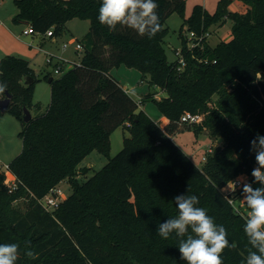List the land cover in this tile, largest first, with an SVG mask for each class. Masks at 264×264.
<instances>
[{"label": "trees", "instance_id": "obj_1", "mask_svg": "<svg viewBox=\"0 0 264 264\" xmlns=\"http://www.w3.org/2000/svg\"><path fill=\"white\" fill-rule=\"evenodd\" d=\"M232 1L219 0L212 13L198 3L185 16L184 23L198 34L226 17L234 22L232 37L215 46L203 38L188 48V35L181 31L182 64L167 55L166 22L172 12H185L186 0H156L160 30L151 38L101 25L102 0H15L14 20L43 34L52 29L51 39L73 17L90 22L80 63L59 77L47 74L48 80L52 76L50 104L28 122L24 106L33 105L38 78L24 58L0 59V83L7 85L0 99L12 94L7 111L23 125L22 150L9 162L18 187L9 191L0 172V244L20 245L17 264H187L180 258L179 238L157 234L160 223L178 214L174 198L184 194L196 195L198 207L235 243L222 253L223 264H243L251 247L243 231L248 213L235 210L222 188L239 174L253 181L257 165L250 141L264 135V0H242L244 11L229 10ZM120 65L138 69L150 86L166 93L158 97V90L148 91L141 97L157 105L159 120L111 74ZM29 74L35 81L28 85L21 79ZM188 111L200 114L201 122H182ZM4 113L0 110V118ZM123 124L130 135L110 156V136ZM182 127L222 138L201 166L171 136ZM95 149L108 161L79 181L78 164ZM64 179L73 191L54 212L47 211L37 198ZM20 198L25 210L13 204ZM25 241L37 259L24 254Z\"/></svg>", "mask_w": 264, "mask_h": 264}, {"label": "rangeland", "instance_id": "obj_2", "mask_svg": "<svg viewBox=\"0 0 264 264\" xmlns=\"http://www.w3.org/2000/svg\"><path fill=\"white\" fill-rule=\"evenodd\" d=\"M197 3L196 0H186V8L183 14L179 11H174L167 18L166 25L169 27V33L166 36L165 49L169 59H175L176 50L181 49L184 45L180 36L181 31L190 38L188 44L192 43L191 30L188 24L184 23V18L192 13ZM0 5L3 9L0 19V59L6 55L13 54L27 60L34 76L38 78L34 84L33 105L30 108L32 116L36 117L47 110L51 101V83L46 77L47 74L50 73L52 76L59 77L70 69L74 62L79 61L83 55V50L77 52L76 44L79 40L85 39L90 29V22L88 19L73 17L68 20L66 28L53 40L40 32L24 33V29L29 28V23L14 20L13 16L17 11L15 0H0ZM217 5L218 2L210 1L207 2L205 8L212 13L217 9ZM244 6L247 5L242 0H233L230 3L229 10L244 11ZM233 22V19L229 16L226 17L224 22L213 23L207 28V31H210L207 40L211 46H215L220 41L228 40L232 37ZM44 37H46V40ZM65 43H68L66 49L63 46ZM106 51L109 52L107 49ZM60 60H65V68L64 72L57 73L55 71L56 64ZM111 74L120 81L123 87L130 89L131 95L137 101L148 91L158 90L159 96L166 94L158 87L150 86L146 79H142V73L136 68L120 65L119 67H114ZM216 97L217 95L214 96V98ZM140 108L144 109L153 119H160V110L152 100L141 102ZM22 128V122L9 111L5 112L0 118V166L4 167L5 163H9L22 150L23 140L19 135ZM129 135L130 130L125 124L120 125L112 132L110 136V156L116 155L122 149L124 137ZM171 136L200 166L205 162L202 157L207 154L208 147L211 146L214 150L216 146L222 143V138H212L206 130L196 134L194 127H182ZM107 161L108 156L104 153L97 149L91 151L79 162L78 171L81 172L77 175V179L79 181L88 179L97 170L101 169ZM242 176L246 177V174H242ZM249 182L252 183V181ZM5 185L7 186L6 183ZM226 186L227 184L224 185V188ZM252 186L256 188L261 185L252 183ZM59 187L66 195L73 191V185L69 179H64L60 182ZM238 203L243 212L249 213V209L241 201ZM13 204L25 210L26 200L20 198Z\"/></svg>", "mask_w": 264, "mask_h": 264}, {"label": "clouds", "instance_id": "obj_3", "mask_svg": "<svg viewBox=\"0 0 264 264\" xmlns=\"http://www.w3.org/2000/svg\"><path fill=\"white\" fill-rule=\"evenodd\" d=\"M158 7L156 0H102L97 18L110 31H115L119 25L134 30L141 37L151 38L160 30ZM6 87L0 83V96ZM250 150L255 152L257 165L251 172L252 183L261 186L254 188L246 177L240 176L224 189L229 193L242 187V203L249 209L243 231L251 247L243 264H264V135L257 134L250 141ZM174 200L178 214L160 223L157 234L165 240L173 234L179 238L180 258L187 264H223L224 250L236 247L229 241L227 229L216 224L205 208L198 207L196 195H178ZM24 246V254L29 259L38 258V253L30 250V241H25ZM20 255L19 244H0V264H17Z\"/></svg>", "mask_w": 264, "mask_h": 264}, {"label": "built area", "instance_id": "obj_4", "mask_svg": "<svg viewBox=\"0 0 264 264\" xmlns=\"http://www.w3.org/2000/svg\"><path fill=\"white\" fill-rule=\"evenodd\" d=\"M36 32H38V31H36L31 24H29V28L24 29V33H26V34H28V33H36ZM45 34H46V36L49 37V36H53L54 33H53V30L50 29V30L46 31ZM190 35L192 36V43L188 44V48H192V47H194V46H196L198 44H201V41H202L203 38L208 39L207 36L210 35V31L205 30L202 33L198 34L196 31L192 30V31H190ZM63 46H64V49H66L68 47V43H65ZM76 48H77V52H79V50H83V53H84V48L85 47H84V44H83V42L81 40H79V42H77ZM81 58H82V56L80 57L79 61L78 62H74L73 65H75L76 63H80ZM176 58L182 64L185 63V59H184L183 52H182L181 49H177L176 50ZM56 65H57V67H56L55 71L57 73H59L61 71L64 72L65 60H60ZM125 89H126L127 92L131 93L129 88L125 87ZM141 102L142 101H141V97H140L139 103H141ZM201 119H202V117H201L200 114L191 113L189 111L185 112L181 116V121L182 122L187 121V122H192V123H199L201 121ZM212 151H213L212 147L209 146L208 149H207V154L204 155L202 158L204 160H206L208 153H210ZM0 163H1V160H0ZM0 172L5 175L4 181L7 184L8 188H9V191L15 190L18 187V180H17V177L15 176V174L11 171L9 163H5L4 167L0 166ZM240 176H242V174H239V175L235 176L231 180L235 181L236 178L240 177ZM246 178L248 179V182H249V177L247 175H246ZM228 183H226V184H228ZM222 190L226 194V196L229 198V200L232 201L231 204L233 205L235 210H237L240 213H245L240 208V206H239L240 204L238 203L239 201L242 202V198H243L242 195H241L242 187L238 186L236 191L229 192V193L224 189V186H223ZM62 199H64V193L62 192V190H61V188L59 186H55L45 196L38 197L37 201L47 211L54 212V210L56 208H58V206L60 205V202H61Z\"/></svg>", "mask_w": 264, "mask_h": 264}, {"label": "water", "instance_id": "obj_5", "mask_svg": "<svg viewBox=\"0 0 264 264\" xmlns=\"http://www.w3.org/2000/svg\"><path fill=\"white\" fill-rule=\"evenodd\" d=\"M24 80L25 83L29 85L35 81V77L29 74L24 77ZM51 80H52V76L49 78V81ZM11 101H12V94L7 91L6 96L0 99V110L2 112H6L11 104ZM24 112H25L24 120L27 122L30 121L33 116L31 114L30 109L27 106H24Z\"/></svg>", "mask_w": 264, "mask_h": 264}, {"label": "crops", "instance_id": "obj_6", "mask_svg": "<svg viewBox=\"0 0 264 264\" xmlns=\"http://www.w3.org/2000/svg\"><path fill=\"white\" fill-rule=\"evenodd\" d=\"M198 3H201V4H203L204 5V7L205 6H207V2H212V1H214V2H218L219 0H196ZM197 3V4H198ZM230 6V5H229ZM244 8V10L246 9V6H244L243 7ZM2 12H3V9H2V7H1V5H0V19H1V16H2ZM18 12V8H17V11H16V13ZM16 13L14 14V16L16 15ZM14 16H13V18H14ZM22 22V21H21ZM45 38V37H44ZM56 37H53L52 39L54 40ZM162 91V90H161ZM163 92V91H162ZM146 93V92H145ZM144 94V93H143ZM162 94V93H161ZM158 97H160L159 95H158ZM162 116H161V114H160V118H161ZM67 195L66 194H64V198L66 197Z\"/></svg>", "mask_w": 264, "mask_h": 264}]
</instances>
